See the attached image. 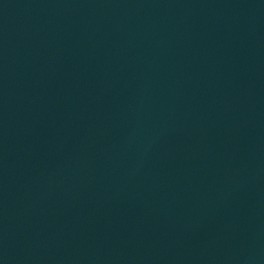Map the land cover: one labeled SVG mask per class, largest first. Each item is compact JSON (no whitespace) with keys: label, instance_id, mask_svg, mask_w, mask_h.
Listing matches in <instances>:
<instances>
[{"label":"water","instance_id":"water-1","mask_svg":"<svg viewBox=\"0 0 264 264\" xmlns=\"http://www.w3.org/2000/svg\"><path fill=\"white\" fill-rule=\"evenodd\" d=\"M0 264H264V0H0Z\"/></svg>","mask_w":264,"mask_h":264}]
</instances>
